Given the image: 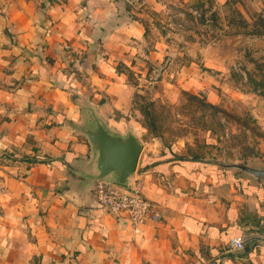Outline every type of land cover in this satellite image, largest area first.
<instances>
[{
	"label": "crops",
	"instance_id": "crops-1",
	"mask_svg": "<svg viewBox=\"0 0 264 264\" xmlns=\"http://www.w3.org/2000/svg\"><path fill=\"white\" fill-rule=\"evenodd\" d=\"M136 1L166 8L161 0H0V264H264L258 242L229 248L264 233V186L241 180L239 190L233 175L181 161L191 157L180 148L169 156L131 113L135 91L118 66L163 55L159 42L146 50ZM92 115L143 144L133 179L155 209L140 234L84 185L96 173L84 133Z\"/></svg>",
	"mask_w": 264,
	"mask_h": 264
},
{
	"label": "rangeland",
	"instance_id": "rangeland-1",
	"mask_svg": "<svg viewBox=\"0 0 264 264\" xmlns=\"http://www.w3.org/2000/svg\"><path fill=\"white\" fill-rule=\"evenodd\" d=\"M161 1L160 13L136 1L146 50L159 42L161 59L118 66L135 91L132 115L147 140L252 181L213 161L264 168V0Z\"/></svg>",
	"mask_w": 264,
	"mask_h": 264
},
{
	"label": "water",
	"instance_id": "water-1",
	"mask_svg": "<svg viewBox=\"0 0 264 264\" xmlns=\"http://www.w3.org/2000/svg\"><path fill=\"white\" fill-rule=\"evenodd\" d=\"M96 157V173L85 174L84 185L103 180L110 185L129 189L143 149L142 142L131 132L115 133L92 115L84 130ZM218 167L231 170L253 182L264 183V168L245 163L213 161ZM264 246V233L246 240Z\"/></svg>",
	"mask_w": 264,
	"mask_h": 264
},
{
	"label": "built area",
	"instance_id": "built-area-1",
	"mask_svg": "<svg viewBox=\"0 0 264 264\" xmlns=\"http://www.w3.org/2000/svg\"><path fill=\"white\" fill-rule=\"evenodd\" d=\"M93 192L100 208L106 213L127 220L135 234L142 232L149 215L155 209V204L143 194V185L139 178L132 180L129 189L100 180L96 182ZM245 244L244 237H236L230 240L229 248L234 252H243Z\"/></svg>",
	"mask_w": 264,
	"mask_h": 264
},
{
	"label": "trees",
	"instance_id": "trees-1",
	"mask_svg": "<svg viewBox=\"0 0 264 264\" xmlns=\"http://www.w3.org/2000/svg\"><path fill=\"white\" fill-rule=\"evenodd\" d=\"M145 25V24H144ZM145 28H146V25H145ZM146 32L148 33V27L146 28ZM117 71L119 72V73H123L119 68H117ZM155 134V133H154ZM155 136H156V134H155ZM176 150H177V148L175 147V146H167L166 147V151H168L169 152V156H173V157H177L176 155H175V152H176ZM179 160V159H178ZM181 161H184V163H186V162H191V163H195V164H198V165H200V164H204L205 165V161H200V159L199 158H191V160L190 159H188L187 161H185V159H182ZM206 164H208V163H206ZM242 180V179H241ZM241 180H239L238 181V183H236V184H238L239 185V183H241ZM242 183H243V181H242ZM255 242V241H254Z\"/></svg>",
	"mask_w": 264,
	"mask_h": 264
}]
</instances>
